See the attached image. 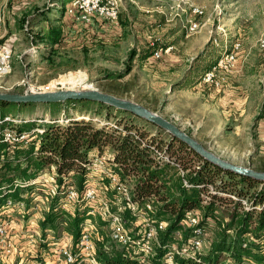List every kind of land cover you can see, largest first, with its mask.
Returning a JSON list of instances; mask_svg holds the SVG:
<instances>
[{
  "label": "rangeland",
  "instance_id": "obj_1",
  "mask_svg": "<svg viewBox=\"0 0 264 264\" xmlns=\"http://www.w3.org/2000/svg\"><path fill=\"white\" fill-rule=\"evenodd\" d=\"M116 1L117 19L105 21L96 16L86 20L79 9L67 10L68 3L62 5L59 0H3L6 33L0 45L7 46L12 56L10 72L0 77V92L95 88L159 113L231 163L264 170V0ZM193 6L200 7L202 14L194 16ZM36 7L49 8L51 18L33 16ZM60 9L65 15L57 21ZM192 21L198 23L194 30L189 29ZM53 27L60 30L62 40L46 60L40 55L51 46L32 37L35 31L43 33ZM165 47L169 50L164 51ZM158 48L160 56H150ZM130 51H134L131 59ZM145 52L149 55L144 60ZM225 54L232 58L225 59ZM217 62L221 64L214 69V81H207L205 73ZM77 73L84 76L82 83L70 87L61 81L62 76L75 78ZM33 103L11 106L10 117L36 124L54 121L47 112L48 102ZM69 110L78 119L104 124L99 116ZM56 120L65 123L68 119L61 115ZM159 137L162 145L166 143L165 134ZM106 154L112 159L111 153ZM53 173L52 167L37 174L33 192L24 194L30 198L29 205L19 201L0 207V223L6 230L0 264H69L63 251L77 252L62 224L55 232L47 229L45 236L39 226L56 191ZM91 177L97 199L83 207L91 213L90 205L94 206L92 218L86 219L94 241L97 217L106 220L108 208L99 187L106 176ZM62 203L73 210L72 204ZM232 212L231 206H224L217 215L227 221ZM140 213L134 236L142 235L147 223L146 214ZM195 213L199 222L201 213ZM206 223L200 250L217 231L213 219L207 218ZM101 227L106 233L110 230L109 224ZM70 264L94 263L84 256Z\"/></svg>",
  "mask_w": 264,
  "mask_h": 264
},
{
  "label": "trees",
  "instance_id": "obj_2",
  "mask_svg": "<svg viewBox=\"0 0 264 264\" xmlns=\"http://www.w3.org/2000/svg\"><path fill=\"white\" fill-rule=\"evenodd\" d=\"M59 1L63 5L71 0ZM48 12L49 8L36 7L33 16L50 19ZM64 15L65 11L60 9L57 21H62ZM32 38L51 46L46 54L40 55L46 60L52 57L53 46L62 40L56 27L43 33L35 31ZM133 54L134 51L129 52L130 59ZM148 55L145 52L142 58L145 60ZM129 67L127 65V69ZM69 103L79 107H61ZM33 104L0 101V207L8 200L29 205L30 198L24 194L33 192L40 171L53 167L56 191L39 226L45 236L47 229L55 232L62 224L76 245L82 222L93 215L83 207L84 201H75L72 211L61 208L66 188L73 186L81 196L90 182L91 160L96 154L109 152L112 172L131 187L129 200L141 209L151 204L147 216L155 222L164 221L165 227L157 229V243L152 253L142 257L130 254L125 247L113 242L101 227L109 222L98 216V237L94 240L98 264H168L166 258L170 252L171 264H264V181L224 170L154 123L99 101L48 102L47 112L52 122L4 121V117L10 116L11 106ZM69 109L80 110V115L99 116L104 124L99 125L91 118L78 119ZM61 115L68 119L65 123L57 122ZM6 128L13 130L16 136L24 134L25 138L4 140ZM161 134L166 135L165 146L159 137ZM165 155L168 161L163 158ZM103 184L108 187L101 194L109 210L120 215L126 227L134 228L137 217L127 206L126 199L120 197L116 187L109 186L108 178ZM224 206L233 209L227 221L217 215ZM188 211L201 213L198 224L202 227L207 224V218L217 223V231L207 247L193 256L179 252L192 235V228L182 223ZM172 245L178 251H174ZM40 264L46 263L40 261Z\"/></svg>",
  "mask_w": 264,
  "mask_h": 264
},
{
  "label": "built area",
  "instance_id": "obj_3",
  "mask_svg": "<svg viewBox=\"0 0 264 264\" xmlns=\"http://www.w3.org/2000/svg\"><path fill=\"white\" fill-rule=\"evenodd\" d=\"M3 0H0V38L4 36L5 32V15L4 11L2 9ZM67 10H71V8H77L81 11V16L88 20L92 16H96L101 18L105 21H114L118 17V3L116 0H71L67 5ZM191 12L194 16H199L202 14V10L198 6H193L191 8ZM197 21H192L189 25L190 30H194L197 28ZM169 47H165L164 51H168ZM161 49H155L152 52L153 57H159L160 56ZM11 56L12 52L7 46L0 45V77L4 76L5 74L10 72L11 69ZM232 58V55L225 54V59ZM221 62H217V65H214L212 69L208 70L206 75V80H212L214 81V69L219 66ZM215 84H219L218 80H215ZM4 121H13L14 123L19 122V119H12L10 116L4 117ZM1 122V120H0ZM3 138L6 141H15L19 139H24L25 135L20 134L19 136H16V133L11 129H4L3 131ZM161 154H159L160 156ZM107 154H100L98 156L93 157L89 164V175L91 176H97L99 173L106 176V178L109 179V183L117 188L118 193L120 194V197H123L126 199L127 206L131 209L132 213L136 215V220L138 219V216L141 214L142 211L145 215L146 219V226L143 229L142 235H133V230L135 229L136 220L134 222V228H128L124 225V220H122V217L118 214L112 213L109 210V207L107 203L105 202V207L108 208L107 211V221L109 222L110 230L108 232V235L110 239L125 247V249L130 254H138L142 257H145L146 255H149L153 251L154 245L157 243L156 239V233L157 229H163L165 227L164 221L155 222L154 219H151V217L147 216V210H151L152 206L151 204H147L145 209L138 208L135 204H133L129 200V190L130 186L123 181L119 180V177L116 173H113L111 170V163L108 159ZM165 160H169L168 156L165 155L163 157ZM92 178V177H91ZM100 178V177H99ZM99 187L105 191L108 189L107 185L103 183H99ZM97 199V190L94 185V182H89L84 192L81 196L78 195L77 191L73 186H68L66 188V194L64 200L67 201L69 204L73 205L74 208V202L75 201H84L85 203H92L95 202ZM10 200L6 202V204L2 207H9L11 205ZM244 204H246L245 201H243ZM64 203H62V208L64 207ZM91 209L90 212L93 214V208L94 206L90 205ZM260 207L256 206V209H259ZM64 209H67L64 207ZM194 213V214H193ZM196 213L193 211H188L186 214L185 219H183L182 223L188 227L192 228V235L188 241L187 244H185L180 250V253H183L185 255L193 256L196 252H200L201 247V237L203 236V227L200 226L198 223ZM86 225H88V221L85 220L81 224V232L80 237L78 239V242L76 244L77 252H70V251H63L65 254V259L69 263H75L78 258L80 260L84 258V256H87L94 264H98L95 259V244L94 241L90 235V232L86 228ZM138 229V227H137ZM137 231V230H134ZM176 235H179V232H176ZM5 238H6V230L5 226L0 223V245H5ZM250 239L252 237L250 236ZM245 245V243L243 244ZM136 247V249H134ZM174 251H178L175 245L171 246ZM7 247L6 250L7 251ZM264 252V250H263ZM167 263L171 264V252L167 255Z\"/></svg>",
  "mask_w": 264,
  "mask_h": 264
},
{
  "label": "water",
  "instance_id": "obj_4",
  "mask_svg": "<svg viewBox=\"0 0 264 264\" xmlns=\"http://www.w3.org/2000/svg\"><path fill=\"white\" fill-rule=\"evenodd\" d=\"M68 99H87L99 101L119 109L127 110L133 114L154 123L161 129L176 137L180 141L186 143L197 154L202 156L210 163L220 166L224 170L236 172L257 180L264 181V170H256L251 167L237 165L231 163L203 146L200 142L194 139L190 134L180 129L179 126L172 121L166 119L157 112L151 111L146 106L139 104L136 101L118 97L114 94L102 92L95 88L88 89H58L53 91L42 92H0V101L8 103H31V102H59Z\"/></svg>",
  "mask_w": 264,
  "mask_h": 264
},
{
  "label": "bare ground",
  "instance_id": "obj_5",
  "mask_svg": "<svg viewBox=\"0 0 264 264\" xmlns=\"http://www.w3.org/2000/svg\"><path fill=\"white\" fill-rule=\"evenodd\" d=\"M62 82L65 83L67 82L69 84V86H73L74 84H78V83H82L84 80V76L83 75H79L78 73L76 74V77L74 78V76L72 75H68L67 77L62 76L61 78ZM90 86V85H89ZM74 87V86H73Z\"/></svg>",
  "mask_w": 264,
  "mask_h": 264
},
{
  "label": "crops",
  "instance_id": "obj_6",
  "mask_svg": "<svg viewBox=\"0 0 264 264\" xmlns=\"http://www.w3.org/2000/svg\"><path fill=\"white\" fill-rule=\"evenodd\" d=\"M6 33V30H5V32H4V34Z\"/></svg>",
  "mask_w": 264,
  "mask_h": 264
}]
</instances>
